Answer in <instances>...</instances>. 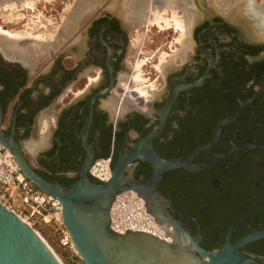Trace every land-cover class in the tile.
Instances as JSON below:
<instances>
[{
    "label": "flooded vegetation",
    "instance_id": "obj_1",
    "mask_svg": "<svg viewBox=\"0 0 264 264\" xmlns=\"http://www.w3.org/2000/svg\"><path fill=\"white\" fill-rule=\"evenodd\" d=\"M93 1L70 33L62 37L66 30H59L49 53L25 61L0 49V140L17 146L38 175L68 186L89 158L88 178L107 181L118 158L161 117L164 125L151 147L164 159L185 157L216 138L192 159L211 166L165 170L155 187L138 188L147 203L140 197L181 223L206 250L227 237L233 244L260 233L238 253L264 264V35L249 31L259 33L253 15L235 8L221 15L214 0H191L197 15L191 48L167 63L163 75L152 65L156 57L150 59L144 74L155 88L147 87L142 100L127 96L124 86L137 92L132 66L140 18L131 12L134 0ZM205 72L201 84L179 89ZM238 108L234 119L216 128ZM152 170L136 158L122 176L143 181Z\"/></svg>",
    "mask_w": 264,
    "mask_h": 264
},
{
    "label": "water",
    "instance_id": "obj_2",
    "mask_svg": "<svg viewBox=\"0 0 264 264\" xmlns=\"http://www.w3.org/2000/svg\"><path fill=\"white\" fill-rule=\"evenodd\" d=\"M205 76L206 72L197 82L179 89L199 85ZM177 91H174L172 98ZM238 113L239 108L233 116L222 119L216 128H221ZM163 125L164 118L161 117L159 124L148 135L121 155L107 181L95 182L88 178L86 170L90 165L89 158L79 179L68 186L41 177L30 167L17 146L0 141L13 154L25 177L39 190L60 202L62 224L70 236L72 248L84 264H260L238 253L239 247L261 235L260 233L247 235L233 244L229 243L227 237L221 247L206 250L200 247L199 239L194 238L181 223L150 209L148 204L146 208L154 219L160 225L170 227L171 242L143 232L127 231L119 234L110 229L109 211L115 195L132 189L147 203L146 197L139 193L138 188L155 187L165 170L187 167L190 164L195 170L211 166L210 162L194 164L192 159L200 151L212 146L216 138L209 144L195 148L185 157L162 158L151 147V142ZM136 158L146 160L153 167L149 177L143 181L122 176L128 162ZM0 264H59L35 231L1 202Z\"/></svg>",
    "mask_w": 264,
    "mask_h": 264
},
{
    "label": "rangeland",
    "instance_id": "obj_3",
    "mask_svg": "<svg viewBox=\"0 0 264 264\" xmlns=\"http://www.w3.org/2000/svg\"><path fill=\"white\" fill-rule=\"evenodd\" d=\"M86 1L85 0H33L34 3H32L31 5L25 4V6L23 5L22 7H16L17 10L15 9L14 6L12 7V9L11 7L8 8L0 7V30L4 32L6 31L10 32V30L24 31V32H27V30L30 31L31 33L30 36L32 35L33 37L30 38V36H28L26 40L23 41L21 40L18 43H20L22 48L26 46L25 49L27 50L28 59L30 57L34 59L35 57L38 56V54L41 55L44 52L49 53V51L53 50L52 48L55 40L57 39L59 30L62 28L64 29V27L66 26L65 21H67V18H69V16L73 14L75 9L78 10L81 9L79 11L83 12L85 10V6H86L85 4L87 3ZM114 1L115 0H112L111 2ZM179 1L181 5L179 4L178 5L179 7H177V9L175 10H173L172 8L169 9L168 7H164L163 10H160V13L158 14H160V18L161 17L162 18L156 22L152 20L153 15H151V13L153 14L151 8L153 6L154 1L149 0L147 5H145L146 7L145 15L141 17L140 23H137L135 25V28L137 29L138 24H140L139 25L140 29H139V33L135 35L136 37L135 40L137 41H135V45H134L135 48L133 50L135 52L133 54L135 57V63L133 64L132 69L136 70V65L138 63L140 64L142 63L141 73H140L142 77V81L140 83L139 81H136L135 72H134V79L136 81L134 88L138 89L139 86L145 88L150 86L155 88L154 81H150L147 78V76H145L144 74V68L145 67L149 68V65L154 62L153 60H150L151 58L156 57L157 60L152 65L157 71L158 75L160 74L163 75L164 68L167 63H169L170 61L174 60L177 57L184 58V53L187 52L189 48H191L192 45L191 41H189L190 43L188 45L186 43L188 42L187 40L190 39V35H188L189 33L187 34V36H184V40H183L184 43L182 42V40L180 43L179 40L181 39V35H180L181 32L179 33V31H181V29L177 26L176 23L177 21H175V19L173 18V16L176 15L179 17L185 15L183 9L187 1L185 0H179ZM119 2L123 4L124 0H120ZM213 2H216L218 4L217 7L218 10L220 11L219 14L221 15L224 14V12L228 13L229 11H230L229 13H232V11L235 8L237 10V13L239 12L244 16L248 15L247 18H250L249 14L251 13V11L248 12V9L247 10L245 9L246 6L248 7L247 2L250 3L249 10L253 9V11L256 13L255 16H252V19L254 20L253 25L255 24L254 26L257 27L259 33L262 34H259L252 27L249 28V31L252 32L251 34H253L255 37L256 36L262 37V35H264V30H263L264 28H262L261 27L262 24L259 23L261 21V18L264 17V0H214ZM96 3L97 2L93 1V4ZM101 3L102 2H100V4ZM191 3L193 4V1H191ZM190 12L192 17L194 18L197 17L193 11V6ZM239 17L240 15L237 14L235 17L236 20H239L240 19ZM192 25L190 26V31ZM3 41L5 40L0 39V44ZM22 42H25V44L24 45L21 44ZM18 48H19L18 46L17 48L11 47L8 49L1 47V51L4 52L5 50L8 51V53H10L11 52L10 50L16 51L19 50ZM152 50L155 51L151 53ZM173 64H175V61L173 62ZM124 86L127 96L130 94V95H134L136 99H142V100L148 99V95L146 96L141 95L142 98H140L136 94L138 91L131 92L126 89V85ZM39 136H40L39 134H35V137H37V139L39 138ZM60 225L61 224H59L58 222L55 223L54 221H51L50 223H44L43 221H41L36 225L35 229L43 238H45L46 242L54 250L55 254L59 257V259L63 264H84L83 261L78 256V254L72 248V246L63 247L60 244L59 242ZM63 255H66L67 257L64 258Z\"/></svg>",
    "mask_w": 264,
    "mask_h": 264
},
{
    "label": "built area",
    "instance_id": "obj_4",
    "mask_svg": "<svg viewBox=\"0 0 264 264\" xmlns=\"http://www.w3.org/2000/svg\"><path fill=\"white\" fill-rule=\"evenodd\" d=\"M0 202L35 232L36 225L54 221L59 226V242L71 247V239L61 220L60 202L39 190L22 173L14 156L0 141ZM109 227L124 234L127 231L143 232L171 242V234L160 225L146 208L144 200L132 189L115 195L109 211Z\"/></svg>",
    "mask_w": 264,
    "mask_h": 264
},
{
    "label": "bare ground",
    "instance_id": "obj_5",
    "mask_svg": "<svg viewBox=\"0 0 264 264\" xmlns=\"http://www.w3.org/2000/svg\"><path fill=\"white\" fill-rule=\"evenodd\" d=\"M86 1V0H85ZM146 0H134V2L132 3V6H130V8H131V12H133L134 13V15L135 16H139L138 18H140L141 19V17H143L144 15H145V4H144V2H145ZM147 1H149V0H147ZM154 2H153V6H152V12H153V14L151 13V15H153V18H152V20H154L155 22L156 21H159L161 18H160V14H158V13H160V10H163V8L164 7H168L169 9L170 8H172L173 10H175V9H177V7H179L178 5L180 4V1L179 0H153ZM185 1H187L186 2V4H185V7H184V9H183V12L185 13V15L184 16H173V18L175 19V21H177L176 23H177V26L181 29V31H179V33H180V35H181V39L179 40L180 41V43H181V40H182V42H183V40H184V36H187V34L188 35H190L191 34V31H190V26L195 22L194 21V17H192V15H191V8H192V6H191V0H190V2H189V0H185ZM82 2V1H81ZM87 3L85 4L86 6L89 4H92L93 2L91 1V0H87L86 1ZM32 3H34L33 2V0L31 1V0H0V7H3V8H8V7H11V9H12V7L14 6L15 7V9L17 10V8L16 7H22L23 5L25 6V4H29V5H31ZM83 3V2H82ZM80 4V3H79ZM131 4V3H130ZM247 4H248V7H250L249 6V4L250 3H248L247 2ZM181 5V4H180ZM33 6V5H32ZM31 6V7H32ZM85 6V7H86ZM30 7V6H29ZM247 7V6H246ZM247 7V9H248V12L249 11H251V13L250 14H252L253 16H255V12L253 11V9L252 10H249V8ZM18 10H19V8H18ZM76 10H78V9H75V11L73 12V14H71L70 16H69V18H67V21H65V23H66V26L64 27V29L66 30V31H61L60 32V35L62 36V37H65L66 36V34H68V33H70V30L72 29V27L71 26H73V25H75L76 23V20L78 19V15H80V13H83V12H81V11H76ZM249 14V15H250ZM132 15V14H131ZM197 16V15H196ZM150 17V16H149ZM152 17V16H151ZM153 21V22H154ZM173 21V20H172ZM64 23V24H65ZM260 23L262 24V28H264V17H262L261 18V21H260ZM176 27V26H175ZM63 29V28H62ZM264 30V29H263ZM28 32V33H27ZM27 32H24V31H11L10 30V32L9 31H6V32H4V31H1L0 30V39H2V40H5V41H3V42H1V44H0V49H1V47L2 48H5V49H8V48H11V47H14V48H17V46L19 47L18 49L19 50H10L11 52L10 53H8V51H5L4 49V52H6V54L7 55H11V56H18L19 58L21 57L23 60H28V57H27V50L25 49V47L26 46H24L23 48H22V46L20 45V43H18V42H20L21 40L23 41V40H26L27 38H28V36H30V31H28L27 30ZM63 33H64V35H63ZM31 37H33L32 35L30 36V38ZM37 37V36H36ZM179 37V36H178ZM40 38V37H39ZM34 39V38H33ZM178 39V38H177ZM37 40V39H36ZM42 40V39H41ZM44 41V40H43ZM188 42H186L187 43V45L190 43L189 41H190V39L189 40H187ZM18 43V45H17V43ZM178 42V41H177ZM16 43V44H15ZM184 43V42H183ZM182 43V44H183ZM21 44H25V42H22ZM164 56H166V55H164ZM164 56H163V58H164ZM163 61H165V60H163ZM142 64V63H141ZM141 64L140 63H138L137 65H136V70H134V72H135V79H136V81H139V83L142 81V77H141ZM134 79V78H133ZM134 79V80H135ZM142 86H144V85H142ZM148 86V85H147ZM152 88V87H151ZM151 90V89H150ZM137 91H138V93L140 94V95H144V96H146V95H148L149 94V90L147 89V88H145V87H141V86H139V88L137 89ZM163 226H165V225H163ZM165 229H167L166 231H168L169 233H170V227H166L165 226ZM36 233V235L40 238V240L46 245V247L52 252V254L55 256V258L57 259V261L59 262V264H63L62 262H61V260L59 259V257L55 254V252H54V250L50 247V245L46 242V240H45V238H43L39 233H37V232H35Z\"/></svg>",
    "mask_w": 264,
    "mask_h": 264
},
{
    "label": "crops",
    "instance_id": "obj_6",
    "mask_svg": "<svg viewBox=\"0 0 264 264\" xmlns=\"http://www.w3.org/2000/svg\"><path fill=\"white\" fill-rule=\"evenodd\" d=\"M44 122H45V123H44ZM42 124H44V125L47 124V123H46V120H42Z\"/></svg>",
    "mask_w": 264,
    "mask_h": 264
},
{
    "label": "trees",
    "instance_id": "obj_7",
    "mask_svg": "<svg viewBox=\"0 0 264 264\" xmlns=\"http://www.w3.org/2000/svg\"><path fill=\"white\" fill-rule=\"evenodd\" d=\"M63 257L65 258V257H67L66 255H63Z\"/></svg>",
    "mask_w": 264,
    "mask_h": 264
}]
</instances>
